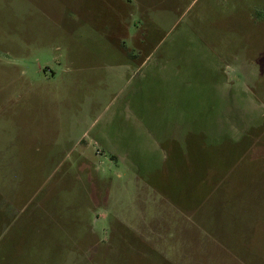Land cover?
<instances>
[{
    "label": "rangeland",
    "instance_id": "374dc122",
    "mask_svg": "<svg viewBox=\"0 0 264 264\" xmlns=\"http://www.w3.org/2000/svg\"><path fill=\"white\" fill-rule=\"evenodd\" d=\"M0 264H264V0H0Z\"/></svg>",
    "mask_w": 264,
    "mask_h": 264
}]
</instances>
